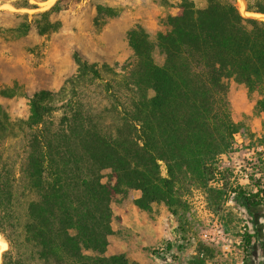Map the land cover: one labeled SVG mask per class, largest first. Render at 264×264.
I'll use <instances>...</instances> for the list:
<instances>
[{"label": "trees", "instance_id": "16d2710c", "mask_svg": "<svg viewBox=\"0 0 264 264\" xmlns=\"http://www.w3.org/2000/svg\"><path fill=\"white\" fill-rule=\"evenodd\" d=\"M176 9L154 40L140 25L127 32L126 63L100 69L75 53L76 72L58 92L28 96L27 118L12 121L0 106V142L10 135L25 148L18 170L0 153V235L8 245L1 264H139L105 255L116 196L138 191L133 204L147 214L164 205L184 242L194 188L224 231L232 222L220 215L228 193L246 213L240 237L243 264H251L264 216V146L260 176L248 178L252 189L232 186L229 174L220 188L211 182L218 157L233 151L244 127L231 118L227 81L257 93L254 110L264 113V22L241 16L235 0H207L203 8L180 0ZM246 11L264 15V0L246 2ZM204 253L199 243L190 264H205Z\"/></svg>", "mask_w": 264, "mask_h": 264}, {"label": "rangeland", "instance_id": "374dc122", "mask_svg": "<svg viewBox=\"0 0 264 264\" xmlns=\"http://www.w3.org/2000/svg\"><path fill=\"white\" fill-rule=\"evenodd\" d=\"M179 1L0 0V106L12 121L27 118L28 96L40 90L58 92L64 80L76 72L74 54L77 52L100 69L103 64L114 68V64L126 63L132 57L127 32L140 25L154 40L158 32L167 29L165 20L177 13ZM191 1L196 8H203L207 4V0ZM242 1L243 7L235 0L241 16L262 20L246 11V2L253 3L254 0ZM56 3L57 7L53 8ZM153 59L158 65L163 62L158 50H154ZM227 85L231 118L244 127L234 137L233 151L218 157L211 186L220 188L221 177L229 174L232 186L252 189L248 178L260 176L258 159L264 146V113L254 110L259 98L257 93H248L244 85L233 79H229ZM58 116L59 113L53 115L54 118ZM23 144L21 138L14 139L10 135L0 142L3 160L14 166L15 170L20 168L25 156ZM161 173L165 175L163 166ZM138 197V191L127 190L118 194L112 203V211L118 205L123 206L126 213L124 223L128 227L112 219L111 227L116 229L108 238L106 256L123 254L129 260L138 259L142 264H190V258L196 255L200 243L208 249V253L202 255L205 264H243L240 236L248 218L230 200V193L224 197L226 202L220 215L231 214L232 222L222 238H215L218 240L216 245L202 239L204 232L213 236L218 228L216 226L222 227L220 216L210 211L202 189L194 188L187 196L189 232L184 242L177 231L175 218L169 215L164 205H154L151 213L143 215L144 218L134 213L133 200ZM22 204L16 210L20 215L23 213ZM262 210L264 213V207ZM154 217H162L160 232H169V235L160 236L153 242L140 239L139 229L151 224ZM168 217L171 222L166 219ZM258 225L259 234L263 236L260 244L264 242V231L261 229H264V224L261 228L260 223ZM247 230L252 232L250 226ZM3 243L6 244L0 235V264L2 252L8 249V245L4 246ZM168 243L174 246L170 251L167 250ZM259 244L254 245L251 264L264 263V250ZM178 245L185 246L184 250L178 251Z\"/></svg>", "mask_w": 264, "mask_h": 264}, {"label": "crops", "instance_id": "0c3cea01", "mask_svg": "<svg viewBox=\"0 0 264 264\" xmlns=\"http://www.w3.org/2000/svg\"><path fill=\"white\" fill-rule=\"evenodd\" d=\"M154 205H156V204L152 205V209H153ZM133 207H134V213L138 214L139 217L144 218L143 215L147 214L145 212L138 210L134 205H133ZM125 215H126V213H125L122 205L116 206V208L113 210V218L116 219L118 222H120V223H118L119 225H126L124 223ZM167 215H168V213L166 212L165 216H167ZM162 217H154L155 219L151 220V224H149L145 228H140L139 229L140 233H141L140 239L147 241V242H153V241H156L160 236L162 237L164 235L166 237L167 235H169V232H162V233L160 232L161 228H160L159 222L162 219ZM166 219L169 222L172 221L169 217ZM258 223H260V228L263 227L264 216H260V218L258 219ZM118 227H120V226H118ZM125 227H128V226L126 225ZM115 229L116 228L112 226L113 232L115 231ZM261 229L263 232L264 229L263 228H261ZM170 234L173 235L174 233H170ZM263 234H264V232H263ZM262 237L263 236H260V242L263 240ZM259 245L260 246L262 245L263 250H264V242L260 243ZM254 250H255V247H254ZM141 251H144V250H141ZM132 258H134V257H132ZM136 261L138 262L139 260L137 259ZM138 263L142 264V262H140V261Z\"/></svg>", "mask_w": 264, "mask_h": 264}, {"label": "built area", "instance_id": "2783aa9c", "mask_svg": "<svg viewBox=\"0 0 264 264\" xmlns=\"http://www.w3.org/2000/svg\"><path fill=\"white\" fill-rule=\"evenodd\" d=\"M216 227H218V228L216 229L215 235L212 236L210 233L204 232L202 234V239L204 241H207L209 244H212V245L218 244V240H215V238H217V239L222 238L224 236V230L222 229L221 226H216Z\"/></svg>", "mask_w": 264, "mask_h": 264}, {"label": "bare ground", "instance_id": "6f19581e", "mask_svg": "<svg viewBox=\"0 0 264 264\" xmlns=\"http://www.w3.org/2000/svg\"><path fill=\"white\" fill-rule=\"evenodd\" d=\"M238 1H239V3H240L241 7H243V6H244L243 1H242V0H238ZM255 17H256V18H261L262 20H264V15H258V16H255ZM3 245L6 246L5 243H3ZM3 245H2V246H3Z\"/></svg>", "mask_w": 264, "mask_h": 264}, {"label": "water", "instance_id": "95a60500", "mask_svg": "<svg viewBox=\"0 0 264 264\" xmlns=\"http://www.w3.org/2000/svg\"><path fill=\"white\" fill-rule=\"evenodd\" d=\"M258 15H263V14H259V13H253V16H258ZM262 21V20H261ZM7 244V243H6Z\"/></svg>", "mask_w": 264, "mask_h": 264}]
</instances>
